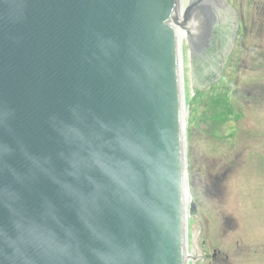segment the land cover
I'll list each match as a JSON object with an SVG mask.
<instances>
[{"label": "water", "instance_id": "95a60500", "mask_svg": "<svg viewBox=\"0 0 264 264\" xmlns=\"http://www.w3.org/2000/svg\"><path fill=\"white\" fill-rule=\"evenodd\" d=\"M178 9L0 0V264H189Z\"/></svg>", "mask_w": 264, "mask_h": 264}, {"label": "rangeland", "instance_id": "374dc122", "mask_svg": "<svg viewBox=\"0 0 264 264\" xmlns=\"http://www.w3.org/2000/svg\"><path fill=\"white\" fill-rule=\"evenodd\" d=\"M195 1L197 8L209 0ZM238 2L244 22L238 34L235 30L238 43L221 83H203L202 67H196L188 68L184 84L188 183L191 203L199 208L190 207L189 217L192 229L203 226L204 251L191 264H250L248 241L254 244L264 235V0ZM205 5L195 17L204 19L209 33L224 15L227 31L236 27L230 12L238 10L235 0L218 1L204 14ZM201 49L197 44L194 55ZM251 163L263 174L251 173Z\"/></svg>", "mask_w": 264, "mask_h": 264}, {"label": "flooded vegetation", "instance_id": "af4514ba", "mask_svg": "<svg viewBox=\"0 0 264 264\" xmlns=\"http://www.w3.org/2000/svg\"><path fill=\"white\" fill-rule=\"evenodd\" d=\"M221 0H209L204 5L205 8L203 10H214L217 8V2ZM238 6V10L230 12L232 13V18L234 20V23L236 21V27L233 28V26H225V20L226 15L223 16V20H219V23L216 24L215 31L213 33L207 32V35H203L199 39V44L202 49L199 51L198 54L195 53L193 56L191 63L188 61V66L191 69H194L196 67H202V69H198L199 74L198 78L203 83H215L219 81L220 77L224 75V64L226 59L230 56V54L234 51L235 47L238 43L237 35L234 36L235 30L238 34L241 29V22L243 20L242 11L239 5L238 0H235ZM203 5V6H204ZM249 7V6H248ZM220 9H222V6H220ZM224 10V9H223ZM225 11V10H224ZM226 13V12H225ZM227 33V34H226ZM234 37V38H233ZM188 44L185 43V51L188 54L189 47ZM220 57V61H219ZM208 76L206 78L205 76ZM214 77V78H213ZM248 100H251V98H248ZM251 173H258L263 174L261 171L258 172V163H251ZM257 166V167H256ZM261 169V168H260ZM219 177L225 178V173H221V171L218 172ZM195 212H199V208ZM201 230V236L203 235V226L199 225ZM250 236V233H248V238ZM192 241L194 243V250L197 255V259H201L204 257V251L201 249L202 245L199 241V244L196 243V236H192ZM219 248L224 249V243L221 242V244H218ZM248 262L250 264H264V235L261 237L260 240L256 241L254 244L252 242L248 241Z\"/></svg>", "mask_w": 264, "mask_h": 264}, {"label": "bare ground", "instance_id": "6f19581e", "mask_svg": "<svg viewBox=\"0 0 264 264\" xmlns=\"http://www.w3.org/2000/svg\"><path fill=\"white\" fill-rule=\"evenodd\" d=\"M184 0H179V9L177 11V23L179 21V23L182 21H184L183 25H181V27L179 28V37H180V41L182 43V45L184 46L188 34H192L194 36H201L202 35V29L205 27V22L204 19L202 18H196L193 20H186V18H183V13L184 12H188V9H186L187 5L191 2L190 0H185V4L183 2ZM204 12V10L202 11V13ZM205 14V12H204ZM184 69H186V58L184 57ZM192 225V220L191 218L188 219V241H189V237H190V227ZM189 254V253H188ZM190 255H188L189 258Z\"/></svg>", "mask_w": 264, "mask_h": 264}]
</instances>
